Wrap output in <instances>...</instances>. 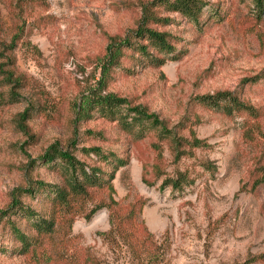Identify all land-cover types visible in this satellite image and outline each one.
<instances>
[{
	"label": "rangeland",
	"instance_id": "374dc122",
	"mask_svg": "<svg viewBox=\"0 0 264 264\" xmlns=\"http://www.w3.org/2000/svg\"><path fill=\"white\" fill-rule=\"evenodd\" d=\"M153 1L0 0V210L16 188L62 182L61 169L38 159L51 145L88 164L94 161L82 148L99 146L129 159L116 173L113 196L123 212L142 201L135 228L155 234L161 264H264L258 260L264 253V184L251 189L264 164V11L253 0H205L197 26L158 5V16L171 20L150 26L172 34L182 57L143 67L139 54L127 49L120 65L103 74L108 46L133 35L144 5ZM101 85L103 94L122 100L121 112L79 119L82 96ZM237 88L259 108V119L198 102ZM138 111L161 122L164 135L147 121L139 137V127L127 129L118 120ZM195 138L202 145H192ZM179 173L188 178L183 189L165 186ZM22 200L41 204L36 196ZM20 224L25 230V221ZM110 227L103 208L90 220L78 217L69 235L58 230L48 246L63 250L68 262L73 256L137 264L126 247L110 245L102 233ZM14 245L9 229L0 228V264H35L10 253Z\"/></svg>",
	"mask_w": 264,
	"mask_h": 264
},
{
	"label": "trees",
	"instance_id": "16d2710c",
	"mask_svg": "<svg viewBox=\"0 0 264 264\" xmlns=\"http://www.w3.org/2000/svg\"><path fill=\"white\" fill-rule=\"evenodd\" d=\"M253 3L259 12L264 11V0H253ZM158 5L185 16L197 26L202 25L201 21L208 7L205 0H155L145 4L141 22L133 35L115 40L108 46L102 64L103 74H107L112 67L120 65L127 49L139 54L138 60L143 67H161L168 60H179L182 57L184 50L178 49L177 41L172 34L150 26L155 22L166 25L171 20L168 17L158 16L155 10ZM130 58L136 60L134 57L130 56ZM103 90L101 85L82 96L77 110L79 119H91L95 112L111 117H116L117 113L121 112L122 100L113 94H103ZM198 102L227 115L236 112L245 113L254 119H259L261 115L259 108L246 100L244 90L241 88L199 96ZM153 118L142 111L136 112L130 118L125 115L118 116V120L127 129L133 130L139 127V137L147 133L146 128H143L147 121L153 126L149 129H160L161 135H164L166 130L163 125ZM192 145L200 146L202 141L195 138ZM155 148L160 149L158 144H155ZM81 151L85 158L92 159L94 163L88 164L86 160L79 159L71 151L56 144L51 145L38 159L44 164L53 166V169H61L62 182L49 183L37 180L34 185L14 189L11 203L6 209L0 210V228H8L16 243L10 253L29 256L35 264H54L57 260L64 264H98L90 257L75 260L72 256L69 262L63 260L65 252L51 251L48 243L58 230L63 231L64 234H71L78 217L90 220L99 210L107 208L111 227L102 233L110 245L126 247V251L137 261V264H161L164 258H160L156 253L161 246L158 245L155 234L146 226L135 228V221L140 217L143 207L142 201L138 200L123 212L119 201L113 196L115 191L113 181L116 173L129 163V159L99 146L84 147ZM38 159L33 161L36 162ZM144 180L150 182L147 178ZM187 182L186 174L179 173L177 177L166 178L165 186L179 190L183 189V184ZM263 184L264 164H261L255 172L251 189L257 190ZM24 195L38 197L41 204L37 208L25 204L22 200ZM23 221H25V230L20 224ZM59 226L63 228H58ZM258 260L264 263V253L258 256Z\"/></svg>",
	"mask_w": 264,
	"mask_h": 264
}]
</instances>
